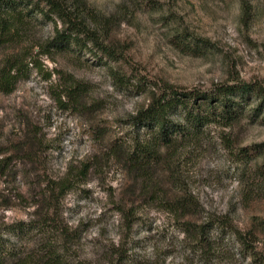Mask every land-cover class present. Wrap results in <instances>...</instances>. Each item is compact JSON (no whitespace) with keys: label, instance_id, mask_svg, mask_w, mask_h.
Instances as JSON below:
<instances>
[{"label":"rangeland","instance_id":"obj_1","mask_svg":"<svg viewBox=\"0 0 264 264\" xmlns=\"http://www.w3.org/2000/svg\"><path fill=\"white\" fill-rule=\"evenodd\" d=\"M246 1L251 14L243 21L241 0H82L107 20L105 44L128 75L152 86L200 90L224 82L264 85V0ZM173 24L217 50L196 55L174 47L167 31ZM27 35L22 48L46 41L52 24L34 22ZM38 51L41 69L30 64L12 94L0 93V255L28 254L42 229L47 233L41 223L50 222L66 264H254L228 229L214 232L219 239L210 259L195 252L179 221L153 201L179 192L196 200L199 225L228 221L248 241L254 232L253 247L264 254V191L246 183L239 154L241 147L264 145V124L210 126L167 159L157 178L160 193L153 194L140 189L123 163L102 155L111 141L126 138L129 127L119 119L145 97L118 88L92 55ZM69 77L86 86L84 112L63 109L55 98ZM94 125L106 129L98 141L90 133ZM85 159L96 166L81 179ZM65 180L72 188L59 197ZM23 223L29 225L18 231Z\"/></svg>","mask_w":264,"mask_h":264},{"label":"trees","instance_id":"obj_2","mask_svg":"<svg viewBox=\"0 0 264 264\" xmlns=\"http://www.w3.org/2000/svg\"><path fill=\"white\" fill-rule=\"evenodd\" d=\"M241 8L242 19L246 21L251 7L246 0H241ZM40 20L52 24L53 35L46 41L34 40L22 48L23 42L30 41L27 39L30 26L34 22L38 24ZM106 23L107 20L93 6L82 0H0V93L12 94L20 79L28 76L30 64L41 69L34 54L36 48L39 50L38 56L66 53L92 55L95 64L107 67L118 88L133 91L146 99L127 119H119L120 124L129 127V133L126 138L111 141L108 153L102 155L108 158L112 156L123 163L130 172L135 173V181H139L140 189L150 190L153 194L160 193L161 181L157 178L161 177L164 165L167 166V159L184 149L186 144L200 138L210 126L231 127L243 119L264 124V85L257 82H224L205 90L181 89L172 85L152 86L145 80L128 75L119 65V55L105 44L103 34ZM173 25L167 31L168 40L174 47L196 55L217 50L208 40ZM11 50L15 53H9ZM85 91L86 86L69 77L60 85L55 98L63 109L84 112ZM104 128L97 125L91 127V136L95 138L99 135L95 141L100 136L104 137ZM32 136L36 137L37 134L32 133ZM261 146L241 147L239 154L246 168V183H254L264 191V153ZM94 160L80 162L78 178H87L96 166ZM71 185L70 181H63L59 197L60 194H67ZM157 200L179 221L182 232L187 239L191 238L194 251L200 253L202 258L210 259L218 244L219 237H215L214 232L220 235L228 229L254 264H264V254L253 247L256 233H249L248 241L247 235L235 230L228 221L212 219L199 225L194 219L198 212L197 202L187 193L164 194L158 199L153 196V201ZM119 211L123 212L122 209ZM134 217L135 213H132L128 218L129 228L134 225ZM41 224L48 226L47 233L42 229L44 237L34 240L28 254L14 257L0 255V264H66L59 253V241L53 233L52 223ZM28 225L23 223L16 229L24 232Z\"/></svg>","mask_w":264,"mask_h":264}]
</instances>
